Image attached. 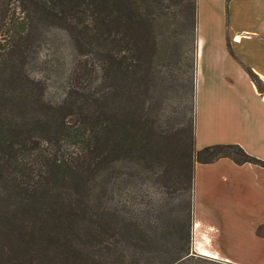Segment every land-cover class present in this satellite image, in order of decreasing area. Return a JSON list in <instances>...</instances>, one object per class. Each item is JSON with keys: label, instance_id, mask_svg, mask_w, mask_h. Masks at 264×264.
<instances>
[{"label": "rangeland", "instance_id": "374dc122", "mask_svg": "<svg viewBox=\"0 0 264 264\" xmlns=\"http://www.w3.org/2000/svg\"><path fill=\"white\" fill-rule=\"evenodd\" d=\"M195 4L129 0L117 7L123 52L134 65L109 85L119 123L114 170L81 186L87 199L79 214L63 219L68 227L60 234L35 240L32 264H237L192 247ZM76 58L60 30L43 42L35 72L46 76L48 98L62 96ZM188 246L190 258L179 262ZM241 257L243 264H264L263 252Z\"/></svg>", "mask_w": 264, "mask_h": 264}, {"label": "trees", "instance_id": "16d2710c", "mask_svg": "<svg viewBox=\"0 0 264 264\" xmlns=\"http://www.w3.org/2000/svg\"><path fill=\"white\" fill-rule=\"evenodd\" d=\"M128 4L0 0V264H32L35 240L60 234L68 227L63 219L79 214V203L87 199L81 186L97 172L114 170L119 123L111 112L109 85L134 65L123 52L124 20L117 13L119 5ZM196 12L197 2L195 32ZM54 30L66 34L77 55L57 100L47 96L46 76L35 72L40 47ZM250 73L260 86L259 76ZM193 154L200 162L229 156L264 165L237 142L208 144ZM256 232L264 235V223ZM190 249L177 260L190 258Z\"/></svg>", "mask_w": 264, "mask_h": 264}, {"label": "crops", "instance_id": "0c3cea01", "mask_svg": "<svg viewBox=\"0 0 264 264\" xmlns=\"http://www.w3.org/2000/svg\"><path fill=\"white\" fill-rule=\"evenodd\" d=\"M196 2L195 148L237 142L264 159V0ZM192 217L193 250L200 240L237 264L241 254L264 253L256 232L264 223V165L229 156L196 161Z\"/></svg>", "mask_w": 264, "mask_h": 264}, {"label": "bare ground", "instance_id": "6f19581e", "mask_svg": "<svg viewBox=\"0 0 264 264\" xmlns=\"http://www.w3.org/2000/svg\"><path fill=\"white\" fill-rule=\"evenodd\" d=\"M200 241V240H199ZM198 241V246L196 247V251L202 255H206V256H210V257H214V258H219V256L213 252H211L210 250H208L207 248H205L203 246V244L201 242Z\"/></svg>", "mask_w": 264, "mask_h": 264}]
</instances>
